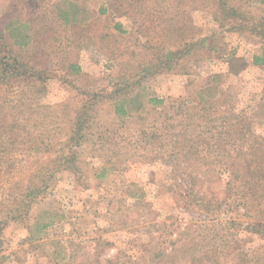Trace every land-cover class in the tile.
<instances>
[{
  "label": "rangeland",
  "instance_id": "rangeland-1",
  "mask_svg": "<svg viewBox=\"0 0 264 264\" xmlns=\"http://www.w3.org/2000/svg\"><path fill=\"white\" fill-rule=\"evenodd\" d=\"M248 20L264 0H0V264H264Z\"/></svg>",
  "mask_w": 264,
  "mask_h": 264
},
{
  "label": "trees",
  "instance_id": "trees-1",
  "mask_svg": "<svg viewBox=\"0 0 264 264\" xmlns=\"http://www.w3.org/2000/svg\"><path fill=\"white\" fill-rule=\"evenodd\" d=\"M248 23H249V25H250V28H251V31H253V33H257V35L260 33L259 32V30L262 28V29H264V21H260L259 23H258V21L257 22H252V21H247ZM21 43V42H20ZM170 53H173V51L171 50V52ZM263 62V61H262ZM252 63L254 64H258V57L257 56H254V57H252ZM264 63V62H263ZM263 63H261L260 65H262ZM167 71V70H166ZM116 101V100H115ZM119 103V102H118ZM117 103V101L115 102V106H114V113L115 114H119V115H122V116H124V115H126L127 114V110H126V108L123 106V105H121V104H118ZM48 188V186H46L44 189H47Z\"/></svg>",
  "mask_w": 264,
  "mask_h": 264
},
{
  "label": "crops",
  "instance_id": "crops-1",
  "mask_svg": "<svg viewBox=\"0 0 264 264\" xmlns=\"http://www.w3.org/2000/svg\"><path fill=\"white\" fill-rule=\"evenodd\" d=\"M251 57H253V56H251ZM252 59V58H251ZM251 62H252V60H251ZM258 68H264V64H262V65H258L257 66ZM263 81H264V79H263ZM263 85H264V83H263ZM264 87V86H263ZM262 129L260 130V131H263V128H264V126L263 127H261ZM264 134V133H263Z\"/></svg>",
  "mask_w": 264,
  "mask_h": 264
}]
</instances>
